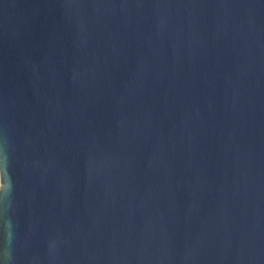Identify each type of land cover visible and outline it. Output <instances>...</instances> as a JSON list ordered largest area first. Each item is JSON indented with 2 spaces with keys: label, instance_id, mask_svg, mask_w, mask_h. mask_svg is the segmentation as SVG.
I'll return each mask as SVG.
<instances>
[{
  "label": "water",
  "instance_id": "1",
  "mask_svg": "<svg viewBox=\"0 0 264 264\" xmlns=\"http://www.w3.org/2000/svg\"><path fill=\"white\" fill-rule=\"evenodd\" d=\"M0 264H264V0H0Z\"/></svg>",
  "mask_w": 264,
  "mask_h": 264
}]
</instances>
